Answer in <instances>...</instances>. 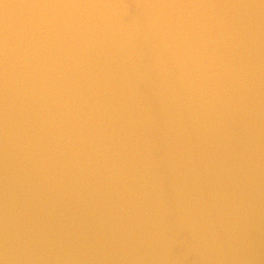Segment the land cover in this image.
<instances>
[{"label": "water", "instance_id": "1", "mask_svg": "<svg viewBox=\"0 0 264 264\" xmlns=\"http://www.w3.org/2000/svg\"><path fill=\"white\" fill-rule=\"evenodd\" d=\"M0 264H264V0H0Z\"/></svg>", "mask_w": 264, "mask_h": 264}]
</instances>
